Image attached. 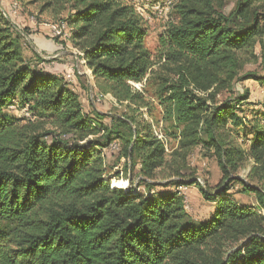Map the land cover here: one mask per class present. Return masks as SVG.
I'll use <instances>...</instances> for the list:
<instances>
[{"label": "trees", "instance_id": "trees-1", "mask_svg": "<svg viewBox=\"0 0 264 264\" xmlns=\"http://www.w3.org/2000/svg\"><path fill=\"white\" fill-rule=\"evenodd\" d=\"M12 1L3 0L9 7ZM23 1L40 13L66 11L61 20L71 36L53 37L55 50L69 47L132 114L110 116V123L100 112L85 114L69 82L44 64L57 51L38 57L45 68L28 62L27 29L0 4V264H264V110L246 119L247 89L217 101L237 81L264 87V68L241 73L242 55L264 36V0H174V19L154 54L127 0ZM151 100L161 110L160 131L174 142L170 151L142 118L141 108L151 117ZM117 140L119 158L136 170L143 191L105 179L104 150ZM196 147L219 166L213 192L192 173L183 176ZM245 167L243 180L237 174ZM233 182L254 195L255 208L227 194ZM155 186L174 189L159 193ZM178 186L196 187L213 204L207 219L187 212Z\"/></svg>", "mask_w": 264, "mask_h": 264}, {"label": "rangeland", "instance_id": "rangeland-1", "mask_svg": "<svg viewBox=\"0 0 264 264\" xmlns=\"http://www.w3.org/2000/svg\"><path fill=\"white\" fill-rule=\"evenodd\" d=\"M20 2L22 7V12L19 13L17 17H10L13 23L19 29H27L28 35H22V54L23 57L30 63L34 65L44 66L42 62H39V56H44V59H48L53 56L57 50L56 42L52 41V38L55 37L47 29L49 25L55 24L61 19L66 17V11L61 12L58 15H53L49 11L43 13L39 12L37 5L27 4L23 0H17ZM132 3L135 11L141 18V22L146 27V46L151 51L152 54L155 53L156 48L159 45L158 38L162 31L165 29L166 25L174 19V15L170 10L166 8H161L160 11H155L154 7L163 2V0H127ZM0 4L4 5L3 0H0ZM4 9L6 8L3 6ZM233 8V2L229 1L225 5L223 11L225 14L230 12ZM3 9V10H4ZM6 11V9L4 10ZM6 14V12H4ZM8 16V15H7ZM31 21L29 24L27 21ZM44 26V27H43ZM48 27V28H45ZM57 38V37H56ZM63 42V41H62ZM63 45V44H62ZM61 45V46H62ZM63 49V47H61ZM264 36L258 37L254 45L242 55L243 58V69L242 72L253 71L257 75L263 73L264 68ZM67 53L58 54L57 58L54 59L49 66L48 70L59 71L57 72L60 75H64L65 70L62 68L61 63L65 60ZM49 60V59H48ZM47 64V63H46ZM42 67V68H43ZM81 69L82 66L80 65ZM156 67V65H155ZM80 79L78 89L74 88V83L69 81V86L79 95L81 106L83 112L87 115L92 116L95 112H100L104 116L102 121L104 123H110V116L113 117H124L125 115H131L132 109L126 107L124 103L117 104L116 100L112 97L111 94L103 92L102 85L97 84V82L92 78H87L86 76H79ZM68 82V81H67ZM138 88L141 87L140 84L136 85ZM249 91V103L244 104L242 107L246 119L252 121L254 116H261L264 110V87L259 83H256L252 80H243L237 81L234 84L231 92L222 91L217 95V101H225L229 97H232L236 94H242L244 90ZM100 94V95H99ZM148 97L153 96V88L150 86L148 92L145 94ZM96 96L100 97V101L97 100ZM149 99V98H148ZM152 115L149 117L146 114V109L141 108L140 111L143 113V119L150 122L151 128L157 134H161L167 151H170L171 147L174 145V142L168 141L164 136L161 130L162 122L161 119V110L156 101H152ZM257 105V106H256ZM255 112V114H254ZM11 113L16 116H20V112L16 111L14 108ZM115 148L105 149V162L106 165L110 168V173L106 175L105 179L109 181L111 186L122 187L127 189L129 183L131 182L135 190L143 191V185L139 184V175L134 170L132 173L129 172L126 166V161L124 158H119L121 144L120 141H116ZM118 171L119 175L115 176L114 172ZM247 167L239 171L237 177L245 180L247 174ZM192 173L193 177L199 179V184L203 187L206 185L213 192L215 191L216 185L220 182L221 172L215 157L209 151L207 152L202 147H196L188 157L187 167L183 171V176L189 178V174ZM158 180L164 181L162 178L158 177ZM157 180V181H158ZM189 186L185 188V208L187 212L193 217L198 216L200 220H205L210 215V206L213 205L210 201H206L203 197L199 196L195 192L192 194L188 192ZM154 191L156 192H165L171 191L174 188L172 186L162 187L155 186ZM227 194L230 195L232 199L239 202L242 205L255 208L257 206L254 195L249 193L241 192V184L238 182H233L232 187L229 189ZM260 209V208H258ZM264 213V210H263Z\"/></svg>", "mask_w": 264, "mask_h": 264}, {"label": "built area", "instance_id": "built-area-1", "mask_svg": "<svg viewBox=\"0 0 264 264\" xmlns=\"http://www.w3.org/2000/svg\"><path fill=\"white\" fill-rule=\"evenodd\" d=\"M173 3H174V0H163V2L157 4L154 7V9H155V11H160V13H162L161 12V8H163V7L166 8V10H170L171 11ZM21 11H22V7H21L20 3L18 1H12L8 11L6 12V14L4 12L3 13H4L5 16L9 15V16H12V17H17ZM49 31L51 32V34L53 36L59 38L60 40H68L70 38V36H71L72 27L69 26L66 21L60 20V21L56 22L55 24L49 25ZM73 54H74V52H73ZM55 56L56 55H53V56L49 57L48 59H52ZM74 59H75L74 63L71 65L69 71L64 73V75H63L64 79L69 82L74 77H76L78 75H85L87 78L91 77L87 73L85 68L83 67L81 61L76 56H74ZM80 65L82 66L83 69H81ZM133 85L136 88H138L136 86L137 84H133ZM96 98H97L98 101H100V97L96 96ZM154 133L159 139L163 140L161 134H157L156 132H154ZM115 146L116 145L113 143V144L110 145L109 149H113V148H115ZM197 181H199V179H197ZM185 188H186V186H178L176 188V190L184 194ZM183 196H184V202H185L186 196H185V194ZM263 210H264L263 208H260V209H258V212H260V213H262L264 215Z\"/></svg>", "mask_w": 264, "mask_h": 264}, {"label": "crops", "instance_id": "crops-1", "mask_svg": "<svg viewBox=\"0 0 264 264\" xmlns=\"http://www.w3.org/2000/svg\"><path fill=\"white\" fill-rule=\"evenodd\" d=\"M7 8L9 7L8 6V3L6 2L5 4H4ZM21 15V14H20ZM19 15V16H20ZM32 21V20H31ZM31 21H27L29 24L31 23ZM32 24V23H31ZM44 27V26H43ZM45 28H48V27H45ZM48 31H49V28L47 29ZM57 47L58 46H60V45H58V44H55ZM56 47V48H57ZM63 53H67L66 54V57H65V60H63V62L61 63V65H62V68H64V70H65V72H67V71H69V69H70V67H71V64H72V59H73V57H74V55H73V53H72V50L71 49H69V47L68 48H64V49H61V50H59V51H57V53L56 54H63ZM41 59H44V56H42V55H38ZM51 63V62H50ZM50 63H47V66H49V64ZM53 63V62H52ZM44 64H46V62H44ZM57 72H59V71H57ZM78 79H80V77L79 76H76V77H74L72 80H71V82H73L74 84V88H76V89H78L79 88V86H81L80 85V83H79V80ZM75 90V89H74ZM188 192H190L191 194H192V192L194 193H196V194H199V196H200V192L198 191V189L196 188V187H194V186H191V187H189L188 189ZM212 208H213V205H211L210 206V210H209V212H211L212 211ZM193 218L195 219V220H199L200 221V217H198V216H193Z\"/></svg>", "mask_w": 264, "mask_h": 264}]
</instances>
